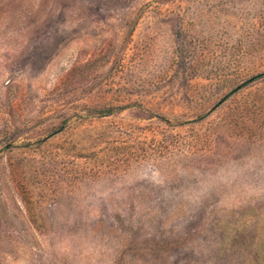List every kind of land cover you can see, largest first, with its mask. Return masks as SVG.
<instances>
[{"label": "rangeland", "instance_id": "obj_1", "mask_svg": "<svg viewBox=\"0 0 264 264\" xmlns=\"http://www.w3.org/2000/svg\"><path fill=\"white\" fill-rule=\"evenodd\" d=\"M0 264H264V0H0Z\"/></svg>", "mask_w": 264, "mask_h": 264}]
</instances>
